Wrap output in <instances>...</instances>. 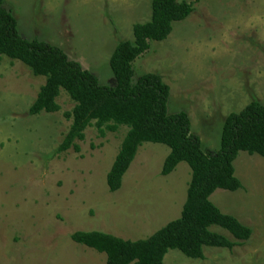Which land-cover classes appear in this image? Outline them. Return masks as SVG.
I'll use <instances>...</instances> for the list:
<instances>
[{
  "label": "rangeland",
  "instance_id": "obj_1",
  "mask_svg": "<svg viewBox=\"0 0 264 264\" xmlns=\"http://www.w3.org/2000/svg\"><path fill=\"white\" fill-rule=\"evenodd\" d=\"M151 0H4L18 33L59 47L68 59L112 86L108 65L115 45L131 40L132 25L150 18ZM134 82L157 73L169 87L167 110L184 111L204 152L219 148L230 111L255 97L264 106V0H200L173 22L161 41L132 61ZM45 77L0 54V264H104L105 254L74 242L75 231L98 230L144 239L179 216L190 168L160 169L168 146L142 142L109 191L106 174L127 127L99 135L93 122L84 138L57 152L74 101L62 89L59 110L28 113ZM241 187L217 188L210 200L251 229L231 249L203 246L202 258L169 249L164 264H264V157L238 151L232 162ZM210 230L234 238L223 228Z\"/></svg>",
  "mask_w": 264,
  "mask_h": 264
},
{
  "label": "trees",
  "instance_id": "obj_2",
  "mask_svg": "<svg viewBox=\"0 0 264 264\" xmlns=\"http://www.w3.org/2000/svg\"><path fill=\"white\" fill-rule=\"evenodd\" d=\"M200 0H151L150 18L132 25V41H119L112 50L108 65L114 77L112 86L101 85L97 77L84 69L57 46L36 38L22 37L12 12L0 0V54L24 63L44 83L28 107L30 115L55 112V98L62 88L74 101L63 113L70 120L57 152L72 147L84 138V130L93 125L99 135L127 127L120 148L106 174L109 191L121 186V179L144 141L161 143L169 148L160 173L166 175L184 161L190 168L185 200L178 217L168 221L144 239H122L98 230L75 231L70 238L105 254L104 264H164L169 249H177L190 258H202L203 246L231 249L249 238L251 229L235 216L222 212L211 200L217 189L234 191L241 187L234 175L233 160L238 151L264 157V106L255 97L238 111L223 119L219 148L204 152L199 137L190 132L184 111L169 113V87L154 72L131 80L132 61L150 46L151 41L167 38L173 22L185 19ZM216 225L234 240L209 229Z\"/></svg>",
  "mask_w": 264,
  "mask_h": 264
}]
</instances>
